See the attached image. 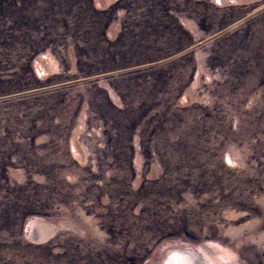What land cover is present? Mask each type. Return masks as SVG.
I'll return each mask as SVG.
<instances>
[{
    "label": "rangeland",
    "instance_id": "obj_1",
    "mask_svg": "<svg viewBox=\"0 0 264 264\" xmlns=\"http://www.w3.org/2000/svg\"><path fill=\"white\" fill-rule=\"evenodd\" d=\"M264 264V0H0V264Z\"/></svg>",
    "mask_w": 264,
    "mask_h": 264
},
{
    "label": "bare ground",
    "instance_id": "obj_2",
    "mask_svg": "<svg viewBox=\"0 0 264 264\" xmlns=\"http://www.w3.org/2000/svg\"><path fill=\"white\" fill-rule=\"evenodd\" d=\"M162 264H201V262L199 261L198 254L193 250L172 249L169 251L164 263Z\"/></svg>",
    "mask_w": 264,
    "mask_h": 264
}]
</instances>
